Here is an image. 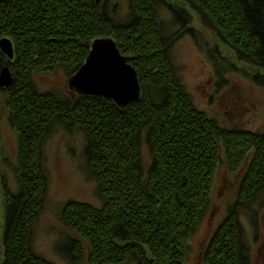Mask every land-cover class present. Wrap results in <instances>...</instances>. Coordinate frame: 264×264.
<instances>
[{
  "label": "trees",
  "instance_id": "1",
  "mask_svg": "<svg viewBox=\"0 0 264 264\" xmlns=\"http://www.w3.org/2000/svg\"><path fill=\"white\" fill-rule=\"evenodd\" d=\"M163 10L177 33L166 35ZM191 12L230 50L229 65H243L264 86V0H0V38L12 41L15 55L9 62L0 53V70L10 66L14 77L0 92L19 153L17 190L2 183L1 264H52L34 254L31 237L47 185L41 145L54 122L85 139L86 168L103 199L101 208L71 201L62 211L72 234L62 249L72 264H82L84 251L88 264H184L221 167L239 174V188L201 264H251L238 217L255 199L264 204V132L222 127L177 77L169 51L182 34L194 36L186 26ZM98 38L112 39L137 73V102L123 109L100 97L70 91L61 101L36 91L35 75L65 67L74 76Z\"/></svg>",
  "mask_w": 264,
  "mask_h": 264
},
{
  "label": "rangeland",
  "instance_id": "2",
  "mask_svg": "<svg viewBox=\"0 0 264 264\" xmlns=\"http://www.w3.org/2000/svg\"><path fill=\"white\" fill-rule=\"evenodd\" d=\"M189 14L192 19L186 26L189 30H196L192 33L194 36L182 34L172 43L169 51V58L182 85L191 94L197 108L222 127L228 129L235 126L249 132H264V86L254 84L243 73V65L236 64V70L232 68L228 61L231 58L230 50L218 44L215 36L199 24L197 15L193 12ZM127 15L128 7L122 3L117 18L124 21ZM160 17L167 36L179 31L173 25L172 17L164 10ZM219 75L225 82H218ZM68 79L66 68L60 67L52 74L35 75L33 84L38 93L51 94L64 101L72 97L67 86ZM3 92H0V264L3 255L2 183L14 193L19 167L17 134L7 121L6 96ZM48 130L41 145V163L47 185L43 208L33 226L31 248L35 255L48 263L72 264L62 249L69 245L72 236L63 223L62 211L71 201L101 208L103 199L98 183L86 168L85 139L82 135L65 131L57 122ZM140 148L143 165L148 168L151 158L144 140ZM239 182V174H229L224 167L219 169L209 212L190 241L184 264H201V252L227 216ZM259 201L260 198L255 199L238 217L241 241L249 252L251 264H264V204L259 205ZM87 256L88 252L84 251L82 264H88Z\"/></svg>",
  "mask_w": 264,
  "mask_h": 264
},
{
  "label": "water",
  "instance_id": "3",
  "mask_svg": "<svg viewBox=\"0 0 264 264\" xmlns=\"http://www.w3.org/2000/svg\"><path fill=\"white\" fill-rule=\"evenodd\" d=\"M89 52L84 65L67 81L71 92L109 99L123 109L140 99L137 73L112 39H95ZM0 53L7 61H14V45L8 37L0 38ZM13 80L10 66H3L0 70V90L9 89Z\"/></svg>",
  "mask_w": 264,
  "mask_h": 264
}]
</instances>
